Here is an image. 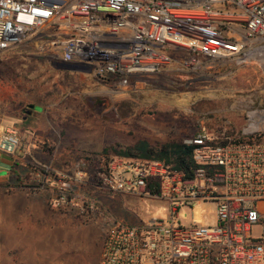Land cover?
<instances>
[{
  "label": "built area",
  "instance_id": "obj_1",
  "mask_svg": "<svg viewBox=\"0 0 264 264\" xmlns=\"http://www.w3.org/2000/svg\"><path fill=\"white\" fill-rule=\"evenodd\" d=\"M45 28L66 36L49 43L55 63L121 86L169 63V48L188 53L190 73L218 61L264 71V0H0V52ZM183 143L193 147L190 177L161 162L118 158L98 169L99 193L146 195L169 208L164 220L138 223L100 213V264H264V236L253 234L264 227V111L248 112L235 133L202 117ZM19 146L14 129L0 132V153L14 156ZM60 201L53 206L73 203ZM200 203L213 206L214 222L182 225L179 211Z\"/></svg>",
  "mask_w": 264,
  "mask_h": 264
},
{
  "label": "rangeland",
  "instance_id": "obj_2",
  "mask_svg": "<svg viewBox=\"0 0 264 264\" xmlns=\"http://www.w3.org/2000/svg\"><path fill=\"white\" fill-rule=\"evenodd\" d=\"M55 34L42 29L2 58L0 113L38 114L13 126L20 146L0 173V264H100L105 213L138 223L164 220L169 210L163 199L96 191L98 169L115 159L100 155L104 148L184 141L202 117L228 122L235 133L248 112L264 111V71L257 67L218 61L190 73L183 67L188 53L169 48V63L121 86L55 63L58 50L49 43L66 38ZM64 195L73 203L53 206ZM90 206L98 209L84 217ZM178 217L182 225H206L215 212L200 203ZM253 234L264 236V227Z\"/></svg>",
  "mask_w": 264,
  "mask_h": 264
},
{
  "label": "trees",
  "instance_id": "obj_3",
  "mask_svg": "<svg viewBox=\"0 0 264 264\" xmlns=\"http://www.w3.org/2000/svg\"><path fill=\"white\" fill-rule=\"evenodd\" d=\"M4 52H0V73L5 69L2 59L5 54ZM9 70L10 73L13 72L12 68H9ZM7 75H9V71ZM192 151L193 147L185 145L181 140L163 144H150L145 140H138L129 146L106 147L100 152V155L104 156L105 159H108L109 154H112L114 158L132 162H161L164 165L172 166L175 170L181 171L185 177H190L193 167ZM107 164L105 162L104 166ZM148 188L152 196L158 195L157 187L153 189L152 185H150Z\"/></svg>",
  "mask_w": 264,
  "mask_h": 264
},
{
  "label": "crops",
  "instance_id": "obj_4",
  "mask_svg": "<svg viewBox=\"0 0 264 264\" xmlns=\"http://www.w3.org/2000/svg\"><path fill=\"white\" fill-rule=\"evenodd\" d=\"M61 35L63 36L62 33H60V34L56 33L54 35V38H57V36H61ZM34 113L38 114L35 111V108L33 109V111L30 110L29 114H27V115L22 113V111L21 112L17 111V114H10L6 111L5 112L3 111L2 113H0V132L5 131L7 129H14L17 132L18 137L20 139V135H21L20 132L18 130H16L15 128H13V126L15 124L19 125V124H22L23 122H26V119L32 117ZM12 162H13V156H9V155H5L3 153H0V173L1 172H7L10 169ZM129 223H131V222H129Z\"/></svg>",
  "mask_w": 264,
  "mask_h": 264
},
{
  "label": "water",
  "instance_id": "obj_5",
  "mask_svg": "<svg viewBox=\"0 0 264 264\" xmlns=\"http://www.w3.org/2000/svg\"><path fill=\"white\" fill-rule=\"evenodd\" d=\"M64 68H67V69H69L70 67H68V66H65Z\"/></svg>",
  "mask_w": 264,
  "mask_h": 264
}]
</instances>
